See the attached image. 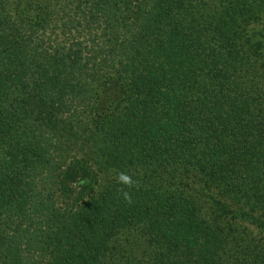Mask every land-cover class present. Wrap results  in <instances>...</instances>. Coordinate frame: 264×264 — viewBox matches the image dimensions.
Returning a JSON list of instances; mask_svg holds the SVG:
<instances>
[{
    "label": "trees",
    "instance_id": "16d2710c",
    "mask_svg": "<svg viewBox=\"0 0 264 264\" xmlns=\"http://www.w3.org/2000/svg\"><path fill=\"white\" fill-rule=\"evenodd\" d=\"M0 264H264V0H0Z\"/></svg>",
    "mask_w": 264,
    "mask_h": 264
},
{
    "label": "clouds",
    "instance_id": "9594fccd",
    "mask_svg": "<svg viewBox=\"0 0 264 264\" xmlns=\"http://www.w3.org/2000/svg\"><path fill=\"white\" fill-rule=\"evenodd\" d=\"M115 182L121 186L120 194L126 203H131L130 190L136 187L138 180L133 178V175L128 172L117 171L114 176Z\"/></svg>",
    "mask_w": 264,
    "mask_h": 264
},
{
    "label": "rangeland",
    "instance_id": "374dc122",
    "mask_svg": "<svg viewBox=\"0 0 264 264\" xmlns=\"http://www.w3.org/2000/svg\"><path fill=\"white\" fill-rule=\"evenodd\" d=\"M28 10H29L28 15H29L30 17H33V9L30 7Z\"/></svg>",
    "mask_w": 264,
    "mask_h": 264
}]
</instances>
